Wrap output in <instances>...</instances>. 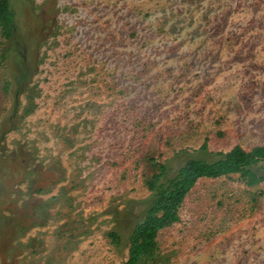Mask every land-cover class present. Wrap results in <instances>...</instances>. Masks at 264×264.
Listing matches in <instances>:
<instances>
[{
	"label": "rangeland",
	"instance_id": "obj_1",
	"mask_svg": "<svg viewBox=\"0 0 264 264\" xmlns=\"http://www.w3.org/2000/svg\"><path fill=\"white\" fill-rule=\"evenodd\" d=\"M9 1L0 264H121L161 164L264 145V0ZM179 215L153 264H264V180L202 177Z\"/></svg>",
	"mask_w": 264,
	"mask_h": 264
},
{
	"label": "trees",
	"instance_id": "obj_2",
	"mask_svg": "<svg viewBox=\"0 0 264 264\" xmlns=\"http://www.w3.org/2000/svg\"><path fill=\"white\" fill-rule=\"evenodd\" d=\"M0 30L7 39L16 33L14 12L9 0H0ZM25 73L22 74V77ZM203 148H206L204 143ZM219 158L207 161L190 158L181 166L176 175L167 177L168 167L161 164V170L148 177L146 184L153 192L150 206L144 218L133 228L129 237V254L121 264H153L161 258L158 234L160 230L180 220L179 210L187 194L202 177H220L239 173L248 185L264 180L254 170V165L264 161V145H256L247 150L236 145L227 152H217ZM112 241L120 242L116 230L108 232Z\"/></svg>",
	"mask_w": 264,
	"mask_h": 264
}]
</instances>
